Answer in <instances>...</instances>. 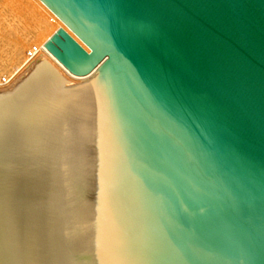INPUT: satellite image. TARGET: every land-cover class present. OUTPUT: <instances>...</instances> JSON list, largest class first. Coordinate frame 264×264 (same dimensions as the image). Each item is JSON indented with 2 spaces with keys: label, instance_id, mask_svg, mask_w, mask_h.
Masks as SVG:
<instances>
[{
  "label": "water",
  "instance_id": "95a60500",
  "mask_svg": "<svg viewBox=\"0 0 264 264\" xmlns=\"http://www.w3.org/2000/svg\"><path fill=\"white\" fill-rule=\"evenodd\" d=\"M45 60L0 92V264H264V0H39Z\"/></svg>",
  "mask_w": 264,
  "mask_h": 264
},
{
  "label": "bare ground",
  "instance_id": "6f19581e",
  "mask_svg": "<svg viewBox=\"0 0 264 264\" xmlns=\"http://www.w3.org/2000/svg\"><path fill=\"white\" fill-rule=\"evenodd\" d=\"M57 28L64 29L85 51H88L87 47L39 0H0V89L11 88L20 78L21 82L43 59L63 79L72 83L81 79L68 73L43 47V43ZM32 48L38 52L31 59H27L26 51ZM27 70L29 73L25 72L26 76H23Z\"/></svg>",
  "mask_w": 264,
  "mask_h": 264
},
{
  "label": "rangeland",
  "instance_id": "374dc122",
  "mask_svg": "<svg viewBox=\"0 0 264 264\" xmlns=\"http://www.w3.org/2000/svg\"><path fill=\"white\" fill-rule=\"evenodd\" d=\"M25 72H27V73H29V70H27V71H24V73L22 74L23 76L25 75L26 76V73ZM23 78V77H22ZM20 80H21V78L20 79H18V80H16L15 82L16 83H14L12 86H11V88H7V89H0V91L1 92H3V91H10L11 89H13L19 82H20Z\"/></svg>",
  "mask_w": 264,
  "mask_h": 264
},
{
  "label": "built area",
  "instance_id": "2783aa9c",
  "mask_svg": "<svg viewBox=\"0 0 264 264\" xmlns=\"http://www.w3.org/2000/svg\"><path fill=\"white\" fill-rule=\"evenodd\" d=\"M38 51L35 50L34 48H32L31 50L26 51V58L27 59H31L35 53H37Z\"/></svg>",
  "mask_w": 264,
  "mask_h": 264
}]
</instances>
